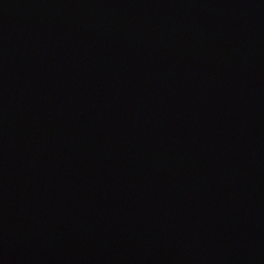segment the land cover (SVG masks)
Segmentation results:
<instances>
[{
	"label": "water",
	"instance_id": "water-1",
	"mask_svg": "<svg viewBox=\"0 0 264 264\" xmlns=\"http://www.w3.org/2000/svg\"><path fill=\"white\" fill-rule=\"evenodd\" d=\"M0 264H264V0H0Z\"/></svg>",
	"mask_w": 264,
	"mask_h": 264
}]
</instances>
